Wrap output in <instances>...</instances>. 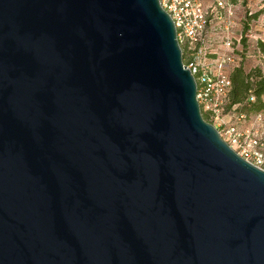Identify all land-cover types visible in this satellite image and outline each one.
Here are the masks:
<instances>
[{"label": "water", "instance_id": "obj_1", "mask_svg": "<svg viewBox=\"0 0 264 264\" xmlns=\"http://www.w3.org/2000/svg\"><path fill=\"white\" fill-rule=\"evenodd\" d=\"M0 264H264L159 0H0Z\"/></svg>", "mask_w": 264, "mask_h": 264}, {"label": "built area", "instance_id": "obj_2", "mask_svg": "<svg viewBox=\"0 0 264 264\" xmlns=\"http://www.w3.org/2000/svg\"><path fill=\"white\" fill-rule=\"evenodd\" d=\"M159 3L173 21L183 64L194 77L201 115L237 155L264 169V108L252 113L250 124L243 125L247 114L238 111L236 104L229 107L230 74L241 66L245 55L239 49L242 36L235 34L237 5L232 0H159ZM249 100H254V96ZM229 108L232 122L226 119Z\"/></svg>", "mask_w": 264, "mask_h": 264}, {"label": "rangeland", "instance_id": "obj_3", "mask_svg": "<svg viewBox=\"0 0 264 264\" xmlns=\"http://www.w3.org/2000/svg\"><path fill=\"white\" fill-rule=\"evenodd\" d=\"M238 7L239 23L235 34L241 35L240 50L244 52L241 66L245 72L259 68L264 72V0H232ZM255 47L258 48L255 49ZM264 101V95L262 96ZM232 109L226 110V119L230 117ZM252 113H247L243 125L252 121Z\"/></svg>", "mask_w": 264, "mask_h": 264}, {"label": "trees", "instance_id": "obj_4", "mask_svg": "<svg viewBox=\"0 0 264 264\" xmlns=\"http://www.w3.org/2000/svg\"><path fill=\"white\" fill-rule=\"evenodd\" d=\"M232 88L230 92L229 107L238 105V111L254 113L264 108V72L254 68L245 72L242 66L236 67L230 74ZM253 95L254 100H249ZM204 120L207 118L202 114Z\"/></svg>", "mask_w": 264, "mask_h": 264}, {"label": "crops", "instance_id": "obj_5", "mask_svg": "<svg viewBox=\"0 0 264 264\" xmlns=\"http://www.w3.org/2000/svg\"><path fill=\"white\" fill-rule=\"evenodd\" d=\"M236 26H235V29L237 28V26H238V23H239V18H238V16H237V19H236ZM236 33V32H235Z\"/></svg>", "mask_w": 264, "mask_h": 264}]
</instances>
